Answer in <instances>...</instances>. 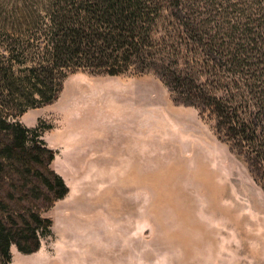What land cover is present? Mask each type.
Returning a JSON list of instances; mask_svg holds the SVG:
<instances>
[{
    "label": "rangeland",
    "instance_id": "rangeland-1",
    "mask_svg": "<svg viewBox=\"0 0 264 264\" xmlns=\"http://www.w3.org/2000/svg\"><path fill=\"white\" fill-rule=\"evenodd\" d=\"M43 6L0 0V22ZM18 120L68 191L39 248L10 264H264V190L245 157L152 70H76Z\"/></svg>",
    "mask_w": 264,
    "mask_h": 264
},
{
    "label": "trees",
    "instance_id": "trees-1",
    "mask_svg": "<svg viewBox=\"0 0 264 264\" xmlns=\"http://www.w3.org/2000/svg\"><path fill=\"white\" fill-rule=\"evenodd\" d=\"M0 22V264L36 251L68 188L54 150L18 116L71 72L152 70L213 120L264 190V0H43ZM43 209V210H42Z\"/></svg>",
    "mask_w": 264,
    "mask_h": 264
},
{
    "label": "crops",
    "instance_id": "crops-1",
    "mask_svg": "<svg viewBox=\"0 0 264 264\" xmlns=\"http://www.w3.org/2000/svg\"><path fill=\"white\" fill-rule=\"evenodd\" d=\"M13 246H14V247H13ZM14 248H16V247H15V245L12 244V245L10 246V251H11V254H12V255H13V249H14Z\"/></svg>",
    "mask_w": 264,
    "mask_h": 264
}]
</instances>
